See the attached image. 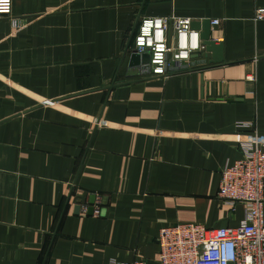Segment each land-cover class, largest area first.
I'll use <instances>...</instances> for the list:
<instances>
[{
	"label": "crops",
	"instance_id": "1",
	"mask_svg": "<svg viewBox=\"0 0 264 264\" xmlns=\"http://www.w3.org/2000/svg\"><path fill=\"white\" fill-rule=\"evenodd\" d=\"M258 8L264 0H12L21 27L0 18V264L155 263L161 228L238 226L243 206L217 191L241 158L238 136L264 137ZM171 15L209 21L222 62L202 63L203 51L166 78L143 74L137 24ZM91 196L99 214H75Z\"/></svg>",
	"mask_w": 264,
	"mask_h": 264
},
{
	"label": "built area",
	"instance_id": "2",
	"mask_svg": "<svg viewBox=\"0 0 264 264\" xmlns=\"http://www.w3.org/2000/svg\"><path fill=\"white\" fill-rule=\"evenodd\" d=\"M11 9L12 0H0V18H10ZM10 19L13 30L21 27L17 20ZM253 20H264V8L255 10ZM191 24V19L173 15L140 19L133 37V53L148 55L141 72L152 78H166L187 65L193 55L201 54L204 46L200 32ZM211 25H218V20ZM246 79L253 82V74ZM236 127L251 129L253 125L241 122ZM237 143L241 158L222 169L217 197L232 210L237 204L243 206L244 218L238 226L206 228L185 223L164 227L157 235V262L133 259L109 264H264V137L253 129L239 135ZM100 201L97 197L96 204ZM87 209L80 205L83 214ZM92 214H99V207L93 205Z\"/></svg>",
	"mask_w": 264,
	"mask_h": 264
},
{
	"label": "water",
	"instance_id": "3",
	"mask_svg": "<svg viewBox=\"0 0 264 264\" xmlns=\"http://www.w3.org/2000/svg\"><path fill=\"white\" fill-rule=\"evenodd\" d=\"M191 28L194 30L200 29V40L202 41V45L204 46V52L200 55L202 59V63H205L207 59L214 63L222 62V43L216 42L215 40L211 39V30H210V22L203 21L199 22H192ZM138 55L133 53L132 59L137 58ZM143 59L148 61V55L144 54ZM198 55L192 56V58H197ZM95 203V197L91 196L88 203L87 214L91 215L93 213V205ZM80 211V204L75 206L74 213L77 214Z\"/></svg>",
	"mask_w": 264,
	"mask_h": 264
}]
</instances>
